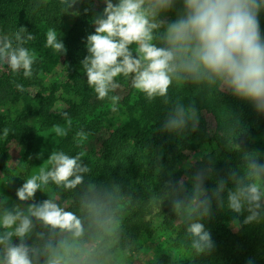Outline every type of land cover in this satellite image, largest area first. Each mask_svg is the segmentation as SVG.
Instances as JSON below:
<instances>
[{
	"label": "trees",
	"instance_id": "1",
	"mask_svg": "<svg viewBox=\"0 0 264 264\" xmlns=\"http://www.w3.org/2000/svg\"><path fill=\"white\" fill-rule=\"evenodd\" d=\"M182 10L183 0H174L173 8L160 14L158 19L162 21V27L154 31L153 41L157 46H165L164 30ZM96 16L78 4L66 9L61 0H0V34H11L25 27L35 37L31 41L33 48L42 52L46 32L53 28L67 49V61L82 68L81 61L88 53L87 36L95 31ZM259 21L264 40V10L259 14ZM42 70L37 60L32 77L25 78L22 71L14 73L6 63L0 62V109L5 110L0 113V171L7 172L10 150L19 147L31 151L40 133L50 131L56 125L65 126L67 135L56 151L69 156L79 154L90 171L81 174L83 182L74 189L66 190L52 182L47 186L57 196L70 201L66 211L80 219L82 229L92 222H104V215L113 219L118 217L121 207L132 210L137 205L142 208L152 200L156 201V206L148 210L150 219L140 216L120 230L115 248L103 255L108 257L115 251H138L140 240L153 236V220L160 211L153 212L159 208L161 200L169 203L161 210L169 226L176 220L174 207L177 202L181 203V217L187 220V225L192 222L187 219V210L193 193L182 185V176L169 173V167L182 159L184 148L201 150L202 158L189 169V181L195 187L197 176L203 177L202 188L210 200V208L209 214L199 218V222L210 232L214 247L204 253L195 251L192 258L182 264H264V200L261 201L259 219L247 225L243 223L248 215L247 206L238 214L228 208L227 200L228 192L235 190L237 181L247 185L259 180L264 185V173L258 178L249 175V163L252 160L260 162L251 148L243 145V141L256 140L264 133V112L258 111L252 102L235 96L219 82L193 83L190 80L174 81L167 103L164 98L148 101L131 87L129 81L122 80L128 93L118 99L113 111L106 102L116 93H109L105 100L97 99L83 71L75 78L80 102L54 114L53 97L41 91ZM17 84L23 86V91L17 89ZM24 100H30L33 114L21 111L12 116L10 111ZM104 105L108 109L101 111ZM178 105L186 110H196L195 128L189 120L182 129H165V123ZM65 112L71 119L70 127L63 115ZM34 115L39 119L37 128L29 125ZM5 128L9 129L7 137L3 135ZM84 132L92 136L101 134V137L90 144H82L79 137ZM234 145H241L240 149H230ZM221 182L225 188L219 197L214 196L213 192ZM31 219L34 227L25 244L31 250L30 259L34 250L40 258L37 262L32 261L33 264H62L56 243L62 230L45 226L34 217ZM226 223H236L238 228L228 229ZM183 238L182 245L191 247L193 237L187 233ZM4 253L1 245L0 261H3Z\"/></svg>",
	"mask_w": 264,
	"mask_h": 264
},
{
	"label": "clouds",
	"instance_id": "2",
	"mask_svg": "<svg viewBox=\"0 0 264 264\" xmlns=\"http://www.w3.org/2000/svg\"><path fill=\"white\" fill-rule=\"evenodd\" d=\"M81 0H61L66 9H72ZM102 14L94 18L95 31L87 36L88 55L81 61L87 84L99 100H105L120 84L117 77L130 80L131 87L143 94L148 101L167 97L174 81L207 82L230 90L235 96L250 101L264 112V40L261 38L259 14L264 10V0H183V10L175 21L167 24L163 41L165 46L154 43V31L162 27L158 19L162 12L173 8L174 0H103ZM87 11V9L85 10ZM55 29L46 32L45 47L59 54H66V47ZM35 37L25 27L11 34H0V62L6 63L12 72H21L25 78L33 75L37 61L35 50L26 45ZM135 45L133 49L131 46ZM23 91V86L16 85ZM118 96H112V110H116ZM67 119L69 127L71 119ZM194 108L178 105L165 123V129L175 131L191 120L197 122ZM57 136H66L67 130L54 126ZM9 129L3 131L4 137ZM47 165H51L47 169ZM249 175L257 178L264 173V163L252 160ZM90 168L83 164L80 155L69 156L63 151H53L40 167L17 189L19 201L33 200L42 185L49 182L66 190L83 182L82 173ZM187 232L193 237L191 247L197 253L211 251L214 247L211 234L199 218L209 214L210 200L202 188L203 177L197 176ZM225 184L221 182L213 192L219 197ZM203 197V199H201ZM228 208L235 213L246 210L244 224H251L260 217L264 186L252 182L247 185L237 181L235 190L227 196ZM177 210L181 203L175 204ZM32 217L53 229L67 230L79 236L80 219L60 207L52 199L28 205L27 214L19 207L5 209L0 214V227L6 231L0 235V245L5 249L3 264H33L30 248L24 238L32 231ZM42 235V234H41ZM19 243L12 242L13 237Z\"/></svg>",
	"mask_w": 264,
	"mask_h": 264
},
{
	"label": "rangeland",
	"instance_id": "3",
	"mask_svg": "<svg viewBox=\"0 0 264 264\" xmlns=\"http://www.w3.org/2000/svg\"><path fill=\"white\" fill-rule=\"evenodd\" d=\"M117 2L118 0H113V3ZM78 5L85 10L94 12L97 16L102 14L105 7L103 0H81ZM26 46L37 53V60L43 68L41 91L45 95L53 97L55 102L53 113L59 114L65 111L69 105L79 103L80 99L77 93L78 89L75 78L83 74V69L72 66L67 61L66 54H59L46 47L40 52L33 48L31 41ZM131 47L134 49L135 45ZM122 80L126 79L122 76L117 77L120 87L114 91L119 98L124 97L128 93L127 87L122 85ZM126 81H129L130 84V80ZM106 103H108L109 108L112 107L111 99ZM105 109H108L106 105L102 107L101 111H105ZM21 111H28L33 114L30 100L21 101L18 106L10 111V114L16 116ZM2 112H5V110L0 109V113ZM29 125L37 128L39 126V119L34 115L29 121ZM61 127L65 128V126ZM98 137H101V134L92 136L84 132L80 135L79 142L87 145L97 140ZM62 139H64V136H57L54 129H52L38 135L33 150L26 152L19 147L10 150L9 158L6 162L7 172L0 171V214L5 209L15 210L17 207L27 214L29 204H39L47 199H52L65 210L69 209L70 201L54 194L53 190L47 185L41 186L33 200L22 202L16 196L17 189L23 185L25 180L33 174H38L40 167L46 165L47 159L53 151L57 150ZM244 144L251 148V151L254 152L260 163H264V133L258 136L256 140L243 141ZM240 146L234 145L230 149H240ZM181 155L182 159L169 167V173L182 176V185L194 193L195 187L189 181V169L191 164L196 163L202 158V151H192L190 148H184L181 151ZM50 166L47 165V169ZM254 182L264 186L259 180H255ZM155 204L156 201L152 200L150 203L142 206V208H140L141 205L135 206L132 210L121 207V211L117 215L118 217L113 219L104 215V222H92L88 228L82 229L79 236L73 232L62 230L56 237L58 256L62 264H182L183 261L192 258L195 250L192 247L182 245L183 237L188 233L187 228L190 223L187 225V220L181 217V208L177 210L174 207L176 220L172 226H169L165 217L161 215V210L166 209L169 205L168 201L165 200H161L159 208L156 207L154 209L153 214L160 211L159 214L161 216L159 215L153 220L155 228L153 236L151 238H142L140 240L141 247L138 251H115L108 257L103 256L115 248L118 233L128 223L136 221L140 216L150 219L148 210L150 207L156 206ZM189 212L190 205L187 210V219L189 218ZM225 225L228 229L235 230L238 228L236 223H226ZM5 231V229L0 227V235ZM30 233L24 238V243L27 241ZM183 234L184 236H182ZM12 242L16 244L20 241L19 238L14 236ZM32 254V261L37 262L40 259L37 250H34ZM0 264H3V261H0Z\"/></svg>",
	"mask_w": 264,
	"mask_h": 264
}]
</instances>
